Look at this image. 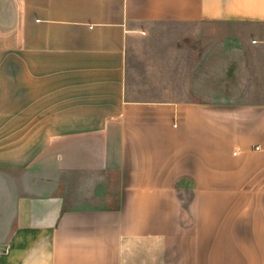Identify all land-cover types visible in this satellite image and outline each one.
Masks as SVG:
<instances>
[{"label":"crops","instance_id":"obj_1","mask_svg":"<svg viewBox=\"0 0 264 264\" xmlns=\"http://www.w3.org/2000/svg\"><path fill=\"white\" fill-rule=\"evenodd\" d=\"M0 82V264H264V0H0Z\"/></svg>","mask_w":264,"mask_h":264},{"label":"rangeland","instance_id":"obj_2","mask_svg":"<svg viewBox=\"0 0 264 264\" xmlns=\"http://www.w3.org/2000/svg\"><path fill=\"white\" fill-rule=\"evenodd\" d=\"M190 31V28L178 24H158L150 32L151 35L146 37L147 39L145 40L152 45L162 46L165 42L178 44L185 38L184 35ZM234 31L244 36L249 31V28L247 26H239L233 30L231 27L225 25H204L200 30V36L203 38L205 45L218 43L221 55L225 56L228 50H232V45L235 44L233 42L236 41L233 36ZM227 37L230 38L228 39ZM1 85L2 83L0 82Z\"/></svg>","mask_w":264,"mask_h":264}]
</instances>
